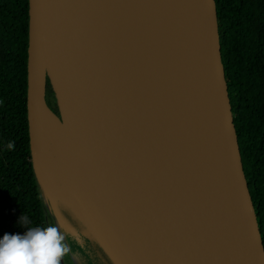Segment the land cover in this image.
I'll return each instance as SVG.
<instances>
[{
  "label": "water",
  "instance_id": "water-1",
  "mask_svg": "<svg viewBox=\"0 0 264 264\" xmlns=\"http://www.w3.org/2000/svg\"><path fill=\"white\" fill-rule=\"evenodd\" d=\"M176 11V28L187 30L184 40L192 53L189 64H180L192 73L181 96L169 88L151 90L147 38L140 37L138 25L122 23L116 0H28L33 171L40 167L43 101L59 122L75 173L70 175L84 179L94 217L65 190L122 264H264L221 61L215 1L178 0ZM154 95L162 99L159 104ZM179 109L191 112L184 135L174 132ZM44 181L65 201L58 182L49 176ZM45 202L54 207L49 198Z\"/></svg>",
  "mask_w": 264,
  "mask_h": 264
},
{
  "label": "trees",
  "instance_id": "trees-1",
  "mask_svg": "<svg viewBox=\"0 0 264 264\" xmlns=\"http://www.w3.org/2000/svg\"><path fill=\"white\" fill-rule=\"evenodd\" d=\"M214 1L243 172L264 247V0ZM28 41V0H0V238L6 233L22 235L29 228L53 226L32 165L26 102ZM46 92L51 108L47 88ZM48 119L60 129L51 113ZM51 141L57 142L50 135L44 139L45 145ZM59 146L63 153L66 145ZM21 217L28 223H22Z\"/></svg>",
  "mask_w": 264,
  "mask_h": 264
},
{
  "label": "bare ground",
  "instance_id": "bare-ground-1",
  "mask_svg": "<svg viewBox=\"0 0 264 264\" xmlns=\"http://www.w3.org/2000/svg\"><path fill=\"white\" fill-rule=\"evenodd\" d=\"M116 1L117 14L122 23L126 24L127 22H131L133 24L138 25L137 27L141 31L140 37L147 38V41L144 46L148 49V53L144 64L146 65L147 72L149 75L151 90L155 91L163 88H169L173 90L177 96H181L182 94L187 92L190 88L192 73L188 67L181 68L180 64H189L192 61V53L186 46V42L184 40V36L187 30H178L174 21V18L177 13L176 6L178 0ZM148 3L149 8L146 7ZM158 15L160 16V19H157ZM154 47H157L158 51H154ZM161 100L162 99L158 98V95L153 96V101L156 104H159ZM46 109L48 110L45 103L43 101L40 102L38 115L41 128V141L38 164L43 170L52 174V177L54 178L53 180H55L57 176L53 171V168L47 156L44 139L47 135H50L54 139L61 141L63 140V137L61 131L59 133H56L49 127L51 126L55 130H60L54 128L50 124V121L47 117ZM190 118L191 112L189 110H177L174 113L173 118L174 132L180 135L186 134L187 125ZM62 154L64 163V160L67 159V156L69 154L67 146L63 150ZM56 182L58 181L56 180ZM58 184L60 185L59 182ZM84 189L85 182L83 179L81 189V201L88 209L90 214L94 217L88 207L87 200L84 195Z\"/></svg>",
  "mask_w": 264,
  "mask_h": 264
},
{
  "label": "rangeland",
  "instance_id": "rangeland-1",
  "mask_svg": "<svg viewBox=\"0 0 264 264\" xmlns=\"http://www.w3.org/2000/svg\"><path fill=\"white\" fill-rule=\"evenodd\" d=\"M46 94L47 92H45V97ZM50 102V106L54 111L52 98H50ZM46 112L48 117L50 115V112L47 109ZM48 120L50 122H53L51 119ZM59 132L60 130H56V133ZM59 145H66L64 139L61 141L57 140V142L51 141L45 146L47 156L49 158L53 171L57 176V178H55V181L57 180L60 183L61 187L59 188V190L63 195L65 201L61 199L57 190L51 185V183H46V181H44L45 176H49L50 179H54L52 177V174L43 169L41 170V168L37 167V165L35 171L33 172L37 174L39 180L43 185L45 196L43 194L41 185L40 189L44 203L46 204L45 198H49L52 201V204H54V207L50 205V207L48 208L46 205V211L48 214L47 218L50 217V223H52L53 226H56L57 224L63 225V227L69 232H71L72 228L74 227L75 229H77V231H79L78 233L80 235V238L83 240V246H81L76 242L75 239H73V236H67L66 243L71 247L72 250L66 256L67 258L64 257L66 260L63 264H118L117 261L114 260L112 254L108 253L109 251L107 250V247L105 245H102V242H100V240L93 232L92 228L94 227V229H96L97 226L91 222L81 204L77 200L74 201L71 195L68 194L69 191L75 197H78L80 195L83 178L80 176L77 178L72 177L75 176L72 167V161L69 159L68 154L67 159L65 158L66 160H64L65 162L63 163V154ZM65 187L68 191L65 190ZM81 199L82 197H80V200ZM85 216L88 218V220H90L93 226L87 222Z\"/></svg>",
  "mask_w": 264,
  "mask_h": 264
},
{
  "label": "clouds",
  "instance_id": "clouds-1",
  "mask_svg": "<svg viewBox=\"0 0 264 264\" xmlns=\"http://www.w3.org/2000/svg\"><path fill=\"white\" fill-rule=\"evenodd\" d=\"M12 147L10 143L8 148ZM21 221L28 223L26 217H21ZM68 235L83 246V240L74 227L69 232L60 224L29 228L22 235L6 233L0 238V264H61L72 250L66 243Z\"/></svg>",
  "mask_w": 264,
  "mask_h": 264
}]
</instances>
